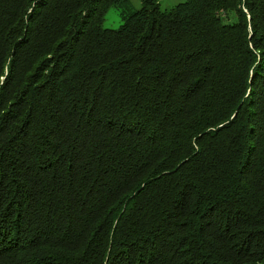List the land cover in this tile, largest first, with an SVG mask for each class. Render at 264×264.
<instances>
[{
    "label": "trees",
    "instance_id": "trees-1",
    "mask_svg": "<svg viewBox=\"0 0 264 264\" xmlns=\"http://www.w3.org/2000/svg\"><path fill=\"white\" fill-rule=\"evenodd\" d=\"M0 0V264H264V0Z\"/></svg>",
    "mask_w": 264,
    "mask_h": 264
},
{
    "label": "rangeland",
    "instance_id": "rangeland-1",
    "mask_svg": "<svg viewBox=\"0 0 264 264\" xmlns=\"http://www.w3.org/2000/svg\"><path fill=\"white\" fill-rule=\"evenodd\" d=\"M186 0H159L160 6L164 10H170L176 5L185 2ZM142 7L141 0H127L126 3L114 5L110 8L105 16V28H120L126 20L127 11H137Z\"/></svg>",
    "mask_w": 264,
    "mask_h": 264
}]
</instances>
